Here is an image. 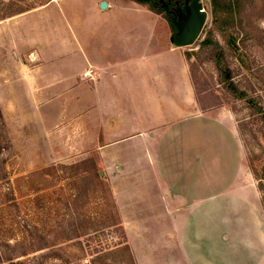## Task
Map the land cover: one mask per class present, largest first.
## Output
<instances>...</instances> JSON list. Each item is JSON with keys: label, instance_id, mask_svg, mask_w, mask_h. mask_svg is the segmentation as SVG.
I'll return each mask as SVG.
<instances>
[{"label": "rangeland", "instance_id": "374dc122", "mask_svg": "<svg viewBox=\"0 0 264 264\" xmlns=\"http://www.w3.org/2000/svg\"><path fill=\"white\" fill-rule=\"evenodd\" d=\"M106 1L102 8L100 0H0V163L7 173L0 177V255H11L1 244L9 241L15 252H27L18 257L21 264H264V112L252 113L244 98L225 102L229 96L210 55L212 37L237 86L264 111V6L251 21L257 7L241 0L249 34L236 35L237 58L228 36L210 30V0H201L207 15L199 35L180 46L170 40L177 26L164 5L155 12L135 0ZM174 1L157 5L174 7ZM131 9L140 15L123 28L149 22L155 31L134 55L157 65L132 67L128 73L138 77L129 89L144 97L169 79L187 102L180 108L178 99L167 100L172 122L166 125L156 105L149 142L128 137L91 146L101 97L88 114L83 101L78 107L65 98L72 84L55 66V24L60 35L65 26L95 32L105 14L117 12L118 23L120 15L136 14ZM144 12L153 18L145 20ZM98 72L88 64L77 77L91 89ZM132 102L145 111L138 101H126ZM201 178L210 184L200 185ZM169 187L211 195L170 206L164 197Z\"/></svg>", "mask_w": 264, "mask_h": 264}, {"label": "crops", "instance_id": "0c3cea01", "mask_svg": "<svg viewBox=\"0 0 264 264\" xmlns=\"http://www.w3.org/2000/svg\"><path fill=\"white\" fill-rule=\"evenodd\" d=\"M131 11L136 14L127 13L120 15L118 23L115 21L116 17L119 16L117 12L109 15L105 14V17H102L98 31L95 32L88 29L80 33L77 28L74 30L65 26V35H60L56 31L57 26L59 27V22L58 25L55 24V66L62 69L61 80L72 84L67 88L65 98H69V101H76L78 107H80V101H83L84 114H88V111L94 110L96 100L99 99V96L101 97V110L99 111L101 119L91 146L103 147L109 143H118L128 137L142 138L144 141L147 139L149 142L150 133L155 129V123L152 118L157 109L156 105H158V116L163 121L160 125H166L172 122L170 105H168L167 100L170 98L178 99L180 108H182V101L187 102L185 98L181 97L179 92H175L176 89L174 91L171 89L170 84L174 81L171 82L168 77H166L168 82L165 80L161 82L163 87L160 90L152 93L149 92L152 89H148L149 91H144V97L136 94L134 89H129L128 86L131 85V81L138 77L137 73H128L132 67H136V64L140 65L145 61L144 65H147L149 70L157 65L143 54L140 57L134 55V51L136 53L142 47V43L150 44V37L154 36L155 31L147 27L149 22L146 23L147 26L143 22L144 27L142 28H137L139 23H130L128 27L123 28V22L132 21L136 16L140 15V11L134 9H131ZM141 14L147 16L145 20L153 18L152 13L144 12ZM142 37H145V39H142ZM59 41L63 44V51L60 50ZM92 42L98 45V51L92 48ZM65 62L70 63L72 67L70 69L64 67ZM133 62L135 64H132ZM88 64L99 68L98 78L93 80L95 84L91 89L81 84L82 82L78 79ZM77 74L79 75L78 77ZM180 77H183L182 74ZM59 80V78H55V83L53 84H56ZM55 89H58L56 85ZM88 96L90 97L89 102L86 100ZM131 100L138 101L137 106L144 108L145 111H137L133 102L131 104L126 103V101L129 102ZM154 100L158 102L155 103ZM73 101L71 103H74ZM211 124L216 125L214 122ZM221 142L223 143L224 141ZM216 177L221 180H227L221 175ZM201 179H203V182L199 183L200 185L207 186L210 184V182H207L208 184L205 183L206 180L204 178ZM210 179L211 177L208 176L207 180ZM196 184L198 185V183ZM177 190L180 192H177ZM177 190L172 191L171 187H169V190L164 194L165 200L170 206L178 204L177 202H185L184 204L190 201L195 202L211 195V192L203 195H189V193L184 192L180 188ZM177 194L183 196L184 199L180 200L176 196Z\"/></svg>", "mask_w": 264, "mask_h": 264}, {"label": "trees", "instance_id": "16d2710c", "mask_svg": "<svg viewBox=\"0 0 264 264\" xmlns=\"http://www.w3.org/2000/svg\"><path fill=\"white\" fill-rule=\"evenodd\" d=\"M141 4H145L149 9L155 11V12H162L163 8L166 13H168L169 19H171V13L172 15H179L186 13V0H178L176 1L177 4H174V7H169L167 4L162 3V5H157L159 2L158 0H135ZM174 1V3H175ZM211 1V32L213 29H217L222 35L228 36V42L230 44L229 51L234 54L237 58H240V51L239 47L235 42L236 35L242 34L248 35L249 29L245 25L241 23V0H210ZM254 1V8H256V12L250 14V20L253 21L254 18L260 17V13L258 11V8L260 6H264V0H253ZM164 5V7H163ZM163 7V8H162ZM18 11H12V13H15ZM12 13H7L12 14ZM170 13V14H169ZM6 16V15H2ZM173 18V17H172ZM171 21V20H170ZM208 42V37L205 38L202 43L205 44ZM211 59L215 63V67L218 70V79L219 81L225 85L227 95L229 96L225 102H230L231 100H237L240 98H244L248 105L252 108V113H259L264 112L261 105L255 100L253 96L247 95V91L244 89H240L237 84L235 83L233 79V73L232 69L230 68L229 64H227V61L225 60V57L223 55L222 51L218 50V44L216 40H213L211 37ZM195 81V80H194ZM193 81V82H194ZM195 84V82H194ZM1 115V114H0ZM264 116V114H263ZM2 145L0 144V148ZM251 163V162H250ZM252 169L254 170V167L252 165ZM255 171V170H254ZM0 177L1 178H7V173L5 171L4 164L0 163ZM8 200H14L12 199V195L10 194L9 197H7ZM9 200V201H10ZM2 245H5V250L8 248H11V255L3 256L0 255V262L3 260H9L12 264H21L22 259L18 258L21 256V254H27L25 251H17L15 252L16 244L9 243V241H4L1 243ZM15 245V247H14ZM119 246H122V249L129 250V246L127 243H122ZM112 248H110L111 250ZM118 250V249H116ZM34 257H37L39 255H33ZM42 257L44 256H50V255H40ZM14 258H17L14 260ZM98 258V257H97ZM96 259V258H95ZM94 261V259H93Z\"/></svg>", "mask_w": 264, "mask_h": 264}, {"label": "water", "instance_id": "95a60500", "mask_svg": "<svg viewBox=\"0 0 264 264\" xmlns=\"http://www.w3.org/2000/svg\"><path fill=\"white\" fill-rule=\"evenodd\" d=\"M99 4L102 8L107 6L106 0H100ZM206 15L201 0H186V13L182 18L175 17L177 30L170 35V40L177 46L192 43L199 35Z\"/></svg>", "mask_w": 264, "mask_h": 264}, {"label": "built area", "instance_id": "2783aa9c", "mask_svg": "<svg viewBox=\"0 0 264 264\" xmlns=\"http://www.w3.org/2000/svg\"><path fill=\"white\" fill-rule=\"evenodd\" d=\"M90 71H91V68H90V69H88V70H85V71H84V74H85V75H87V74H89V75H90Z\"/></svg>", "mask_w": 264, "mask_h": 264}, {"label": "flooded vegetation", "instance_id": "af4514ba", "mask_svg": "<svg viewBox=\"0 0 264 264\" xmlns=\"http://www.w3.org/2000/svg\"><path fill=\"white\" fill-rule=\"evenodd\" d=\"M184 15H185V14H181V13H179L178 17H179V18H180V17L182 18V16H184ZM174 17H177V15H176V16L174 15Z\"/></svg>", "mask_w": 264, "mask_h": 264}]
</instances>
